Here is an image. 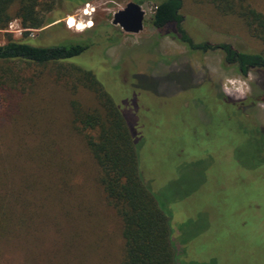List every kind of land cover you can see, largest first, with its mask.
I'll list each match as a JSON object with an SVG mask.
<instances>
[{
	"label": "rangeland",
	"instance_id": "374dc122",
	"mask_svg": "<svg viewBox=\"0 0 264 264\" xmlns=\"http://www.w3.org/2000/svg\"><path fill=\"white\" fill-rule=\"evenodd\" d=\"M51 1L43 27L34 30L22 28L13 3L0 45L8 38L39 46L93 42L88 57L73 64L94 75L138 138L141 179L172 212L183 264H264V101L257 100L264 74L243 77L221 51L191 52L157 30L149 23L152 0ZM129 2L145 12L138 34L111 23ZM182 2L195 42L264 55L242 18L221 13L212 0ZM248 4L264 14V0ZM69 17L88 27H69ZM70 64H0V264L120 262L119 219L71 122L72 99L86 108L96 101ZM59 164L69 171L70 193L61 209L66 189L52 177Z\"/></svg>",
	"mask_w": 264,
	"mask_h": 264
},
{
	"label": "trees",
	"instance_id": "16d2710c",
	"mask_svg": "<svg viewBox=\"0 0 264 264\" xmlns=\"http://www.w3.org/2000/svg\"><path fill=\"white\" fill-rule=\"evenodd\" d=\"M152 1L156 4L149 23L157 30H167L191 52L221 51L224 63L236 67L243 77L251 71H261L264 74V55L261 53L239 51L228 43L195 42L184 28L182 0ZM248 1L212 0L221 13L242 18L250 34L264 45V14L251 8ZM15 2L19 6L14 17L20 20L24 30L43 27L42 12L53 9L51 0H0V30L6 29L13 19L9 8ZM110 40L115 42V39ZM92 46L93 42L89 44L83 40L39 46L8 38L0 45V64L45 66L72 63L70 66L76 73L78 82L83 84L80 86L92 93L96 101L95 107L86 108L72 99L69 103L71 122L81 134L85 148L96 165L95 180L105 202L120 222L123 245L118 264H183L184 256L177 252L175 246V228L172 227L170 218L172 212L166 211V204H160L158 195L141 179L137 146L133 141V138L137 141L138 138H132L123 113L94 75L73 64L86 59ZM71 86L75 89L78 85ZM257 100L264 101V95ZM250 102L254 103L252 100ZM125 110L136 113L135 108ZM68 172L61 164L53 170L52 177L59 176L57 178L60 185L63 182L61 186L58 184V188L69 187L68 181H65ZM66 187V191L60 192L57 202L60 209L70 194ZM66 212V215L71 214L69 210ZM177 227L180 230V225ZM3 229L2 224L0 230ZM178 242L182 243L180 236Z\"/></svg>",
	"mask_w": 264,
	"mask_h": 264
},
{
	"label": "water",
	"instance_id": "95a60500",
	"mask_svg": "<svg viewBox=\"0 0 264 264\" xmlns=\"http://www.w3.org/2000/svg\"><path fill=\"white\" fill-rule=\"evenodd\" d=\"M145 12L141 5L129 2L113 15L112 25L127 34H138L143 30Z\"/></svg>",
	"mask_w": 264,
	"mask_h": 264
},
{
	"label": "bare ground",
	"instance_id": "6f19581e",
	"mask_svg": "<svg viewBox=\"0 0 264 264\" xmlns=\"http://www.w3.org/2000/svg\"><path fill=\"white\" fill-rule=\"evenodd\" d=\"M69 27H75L78 30H83V29H85L88 26H87V24L85 25V24H83L81 22H77L73 17H69Z\"/></svg>",
	"mask_w": 264,
	"mask_h": 264
}]
</instances>
